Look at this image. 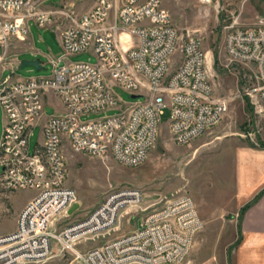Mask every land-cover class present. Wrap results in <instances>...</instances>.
<instances>
[{
  "label": "built area",
  "instance_id": "1",
  "mask_svg": "<svg viewBox=\"0 0 264 264\" xmlns=\"http://www.w3.org/2000/svg\"><path fill=\"white\" fill-rule=\"evenodd\" d=\"M82 1L48 5L47 0H0V60H8L14 41L27 38L31 21L42 28L56 25L64 51L58 59L48 55L50 76L0 79L5 113L0 175L10 189L35 192L20 211L15 230L0 238V264L44 261L54 250L52 239L75 254V264H179L203 225L189 195L147 213L141 227L85 251L77 245L111 229L123 207L141 202L139 189L113 190L85 219L58 230L76 197L67 185L64 137L76 152L111 156L134 167L146 160L156 141L166 106L172 138L186 144L219 123L228 99L214 95L200 38L180 36L164 0H97L78 14L76 5ZM88 50L97 56V64L67 60ZM225 51L231 60L255 67L252 94L264 112V18L258 26L231 28ZM176 52L180 60L170 70ZM10 58L16 66L21 63L17 55ZM9 64L14 71V61ZM116 86L145 101L122 102ZM49 91L61 99L64 110L42 124ZM113 109L118 112L84 120ZM37 125L43 140L30 153L29 137Z\"/></svg>",
  "mask_w": 264,
  "mask_h": 264
},
{
  "label": "rangeland",
  "instance_id": "2",
  "mask_svg": "<svg viewBox=\"0 0 264 264\" xmlns=\"http://www.w3.org/2000/svg\"><path fill=\"white\" fill-rule=\"evenodd\" d=\"M60 1L47 0L46 4ZM96 1L77 3L76 12L88 11ZM164 7L170 12L180 36H197L206 54H210L209 58L207 55L209 79L214 95L228 99L227 110L217 125L189 143L178 144L172 138L170 108L166 106L156 141L146 160L134 167L122 165L111 156L98 158L76 152L64 137L67 185L75 189L76 197L69 205L68 215L60 218L57 228L60 230L85 219L113 190L122 187L139 189L141 202L128 207L130 212L120 216L126 209L123 207L111 229L77 245L80 251H85L141 227L147 213L169 200L189 195L198 207L203 225L193 238L189 254L179 264H237L236 251L243 237L242 219L257 201V196L264 192L263 186L254 197L246 196L264 180L258 168L253 169L250 162L254 153L256 155L259 151L264 155V112L252 94L256 85L255 67L231 60L225 51V38L233 27L260 25L264 18V0H164ZM29 26V35L39 53H21L19 59H38L43 67L38 69L27 65L2 72L11 65L7 60H0L1 79L8 76L12 80L50 76L53 64L48 55L55 59L64 55L60 29L56 25L42 28L31 21ZM180 41L181 38L178 45ZM11 55L13 53L8 49L6 59ZM67 60L72 63L98 62L91 50L71 55ZM179 60V52L171 55L170 70L175 69ZM115 92L124 103L145 101L144 96L132 97L120 86L115 87ZM57 106L45 105L44 115L55 114ZM116 112L118 109L92 113L84 120ZM4 123L5 113L0 104V138ZM40 138L41 128L37 125L31 129L30 153L35 152ZM248 164L251 165L250 171ZM34 194L33 190L8 188L0 175V238L15 230L20 211ZM51 243L54 250L46 260L23 264H75L72 251L64 249L55 239ZM263 248L260 247L259 251ZM252 260H247V264H253Z\"/></svg>",
  "mask_w": 264,
  "mask_h": 264
},
{
  "label": "crops",
  "instance_id": "3",
  "mask_svg": "<svg viewBox=\"0 0 264 264\" xmlns=\"http://www.w3.org/2000/svg\"><path fill=\"white\" fill-rule=\"evenodd\" d=\"M9 49L12 51L13 55H17L18 60L20 62L22 60V59H19L21 53L29 52V53H32L33 55H37L39 53V51L36 48H34V44H33V41L30 35H28L24 41H19V40L14 41L13 45H11ZM7 61L8 62L14 61L13 67H15V69L20 66V64L16 66L15 59L13 58L9 57ZM5 69H10V68H4L2 72ZM0 79H1V74H0ZM44 104L45 105H58L57 106L58 108L55 113H58L64 110V105L61 99L52 91H49L44 94ZM48 117L49 116L45 115L42 121V124L45 123ZM40 128H41V125H40ZM42 140H43V135L41 131V138L38 140V144H40ZM250 162L253 163L252 168L254 169L255 167H257L258 173H261V176H263L264 178V155L263 153L259 151L258 153H256V155L254 153L253 160H251ZM247 168L250 171L251 165L248 164ZM246 184H244L243 186V189H242L243 193H244V189H245L244 187ZM263 186H264V180H262L260 184L254 186V188L246 196L254 197V195L260 189H262ZM124 212L122 213L123 216L125 215ZM241 224H242L241 232H242L243 237L236 251V263L237 264H247L248 263L247 260H252V258H254L253 259L254 261L252 260L253 264H264V248L262 251H259L260 247L261 249L262 247H264V194L247 210L246 214L244 215V218L242 219Z\"/></svg>",
  "mask_w": 264,
  "mask_h": 264
},
{
  "label": "water",
  "instance_id": "4",
  "mask_svg": "<svg viewBox=\"0 0 264 264\" xmlns=\"http://www.w3.org/2000/svg\"><path fill=\"white\" fill-rule=\"evenodd\" d=\"M27 65L34 66L38 69L43 67L38 59H22L19 67H24ZM137 96L138 95H132V97H137Z\"/></svg>",
  "mask_w": 264,
  "mask_h": 264
},
{
  "label": "bare ground",
  "instance_id": "5",
  "mask_svg": "<svg viewBox=\"0 0 264 264\" xmlns=\"http://www.w3.org/2000/svg\"><path fill=\"white\" fill-rule=\"evenodd\" d=\"M207 55H208V58H209L210 54H209L208 52H207ZM128 209H129V208H126L124 211H125V212H130V210H128ZM126 210H127V211H126ZM125 212H124V213H125ZM121 215H122V214H120V216H121Z\"/></svg>",
  "mask_w": 264,
  "mask_h": 264
},
{
  "label": "trees",
  "instance_id": "6",
  "mask_svg": "<svg viewBox=\"0 0 264 264\" xmlns=\"http://www.w3.org/2000/svg\"><path fill=\"white\" fill-rule=\"evenodd\" d=\"M263 194H264V192H261V194L259 196H257L256 200H258ZM246 210H247V208H246Z\"/></svg>",
  "mask_w": 264,
  "mask_h": 264
}]
</instances>
